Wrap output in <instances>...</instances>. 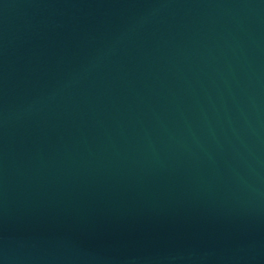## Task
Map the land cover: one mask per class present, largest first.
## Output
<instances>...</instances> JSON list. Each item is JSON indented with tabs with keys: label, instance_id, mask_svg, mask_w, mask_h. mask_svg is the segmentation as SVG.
<instances>
[{
	"label": "water",
	"instance_id": "95a60500",
	"mask_svg": "<svg viewBox=\"0 0 264 264\" xmlns=\"http://www.w3.org/2000/svg\"><path fill=\"white\" fill-rule=\"evenodd\" d=\"M0 264H264V0H0Z\"/></svg>",
	"mask_w": 264,
	"mask_h": 264
}]
</instances>
